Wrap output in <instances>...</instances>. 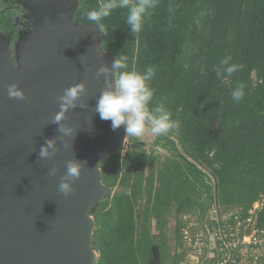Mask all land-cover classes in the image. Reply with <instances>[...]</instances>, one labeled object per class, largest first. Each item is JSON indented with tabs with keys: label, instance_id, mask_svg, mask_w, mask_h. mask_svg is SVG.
<instances>
[{
	"label": "trees",
	"instance_id": "16d2710c",
	"mask_svg": "<svg viewBox=\"0 0 264 264\" xmlns=\"http://www.w3.org/2000/svg\"><path fill=\"white\" fill-rule=\"evenodd\" d=\"M102 2L79 0L73 21L89 24L85 11ZM6 4L0 0V30L14 34L15 12ZM126 15L117 9L102 21L108 35L99 33L101 47L126 55L129 70L155 68L149 107L167 108L180 128L156 137L170 152L163 160L134 146L100 163L113 193L93 214L95 264H149L154 246L160 264H177L185 214L203 220L217 203L247 217L260 201L254 217L264 228V0H159L135 37ZM229 56L243 69L217 78L214 66ZM237 83L245 85L240 102L231 97Z\"/></svg>",
	"mask_w": 264,
	"mask_h": 264
},
{
	"label": "water",
	"instance_id": "95a60500",
	"mask_svg": "<svg viewBox=\"0 0 264 264\" xmlns=\"http://www.w3.org/2000/svg\"><path fill=\"white\" fill-rule=\"evenodd\" d=\"M19 1L35 22L17 45L16 60L0 48V264H95L93 214L112 195L100 163L131 148L124 127L114 131L111 121L95 112L105 88L97 70L111 66L115 55L101 47L98 27L73 21L76 2ZM81 82L87 107L70 109L63 121L77 128L75 138H65L67 147L61 145L55 157L39 160L46 138L59 135L51 124L60 110L57 96ZM12 83L25 99L9 98ZM73 159L87 165L74 192L64 196L58 184ZM52 167L58 169L54 177L48 175ZM149 264H160L157 247Z\"/></svg>",
	"mask_w": 264,
	"mask_h": 264
},
{
	"label": "clouds",
	"instance_id": "9594fccd",
	"mask_svg": "<svg viewBox=\"0 0 264 264\" xmlns=\"http://www.w3.org/2000/svg\"><path fill=\"white\" fill-rule=\"evenodd\" d=\"M159 0H103L96 8L85 11V16L90 22L88 25L99 29L101 35L107 36L108 30L102 23L117 9H126V24L132 36H136L143 30L146 19L152 10L158 6ZM169 11L172 8L169 7ZM231 57H224L214 66L217 78L231 77L238 70L243 69V64L230 63ZM97 76H103L105 88L97 99L95 112L101 120L111 121V127L115 131L124 127L126 136L141 137L150 127L154 136H167L180 128V122L172 118V113L163 106H155L150 109L155 90L151 87V81L156 76L154 67L149 66L145 71L129 70V61L126 55L119 53L111 66L104 64L97 70ZM114 76V80L112 77ZM87 94L86 85L81 82L65 88L63 93L57 96L60 110L52 118L51 124L58 126L59 135L46 138L40 146L38 159H51L60 151V146L67 147L65 138H75L77 128L63 123L70 109L84 108L87 105L82 97ZM9 98L25 99V93L16 83L7 86ZM234 101L240 102L245 97V85L237 83L231 92ZM72 139V140H73ZM72 147V144H71ZM87 165L86 161L77 159L69 160L65 174L60 178L58 189L64 196L74 192V183L81 176L82 169ZM58 169L52 167L48 170L49 176H56Z\"/></svg>",
	"mask_w": 264,
	"mask_h": 264
},
{
	"label": "built area",
	"instance_id": "2783aa9c",
	"mask_svg": "<svg viewBox=\"0 0 264 264\" xmlns=\"http://www.w3.org/2000/svg\"><path fill=\"white\" fill-rule=\"evenodd\" d=\"M244 216L237 207L217 203L200 220L190 213L183 216L177 264H192L210 257L209 264H258L264 261V228L257 227L254 212Z\"/></svg>",
	"mask_w": 264,
	"mask_h": 264
},
{
	"label": "rangeland",
	"instance_id": "374dc122",
	"mask_svg": "<svg viewBox=\"0 0 264 264\" xmlns=\"http://www.w3.org/2000/svg\"><path fill=\"white\" fill-rule=\"evenodd\" d=\"M67 1V0H65ZM69 1V0H68ZM68 1L66 2L68 4ZM72 3L76 2L74 5V9L71 12L72 16L74 14V12L76 11L78 5H79V0H70ZM25 9L27 10V12L32 16L33 18V25L35 22V18L34 16L31 14V12L25 7ZM32 25V27H33ZM33 28H31L32 30ZM28 30L27 32L31 31ZM95 37H99V31L97 30L95 32ZM16 37L13 36L12 34H8L2 30H0V48L2 49H6L7 51H10L12 57L15 59V55L17 53V45L19 44V41L16 40V43L14 41ZM16 60V59H15ZM157 136H154L151 131H150V127L148 128V130L145 131V133L141 136V137H129V136H125V139L131 144V147L137 146V148L145 153L148 154H152L154 156H156V158L163 160L166 156H168L170 154V152H168L166 149H163L161 147H159L158 145L155 144V140H156ZM126 150H123V154L125 153ZM117 190V189H116ZM113 193V192H112ZM260 201L255 202L254 206L259 208L261 206ZM215 204V203H214ZM192 215H194L193 213H190ZM176 217L174 214L169 216V222L167 225V234L169 235V239H168V243L171 246V250L173 252V248H174V243H175V238L173 237L174 233H175V227H176ZM152 232L154 234H158L159 230L157 227L156 222L153 220L152 222ZM172 236V237H171ZM155 248L157 246H154ZM153 248V254H154V249ZM152 261V260H151ZM150 261V262H151Z\"/></svg>",
	"mask_w": 264,
	"mask_h": 264
},
{
	"label": "flooded vegetation",
	"instance_id": "af4514ba",
	"mask_svg": "<svg viewBox=\"0 0 264 264\" xmlns=\"http://www.w3.org/2000/svg\"><path fill=\"white\" fill-rule=\"evenodd\" d=\"M3 1L7 3L5 7L7 10H12L15 12V16L12 18V20L14 21V25L17 27V30L12 35L16 37L14 39L15 43L16 40L20 42L22 35H24L28 30H31L33 18L19 0Z\"/></svg>",
	"mask_w": 264,
	"mask_h": 264
},
{
	"label": "crops",
	"instance_id": "0c3cea01",
	"mask_svg": "<svg viewBox=\"0 0 264 264\" xmlns=\"http://www.w3.org/2000/svg\"><path fill=\"white\" fill-rule=\"evenodd\" d=\"M210 257H205L201 259H195L192 261V264H209Z\"/></svg>",
	"mask_w": 264,
	"mask_h": 264
}]
</instances>
